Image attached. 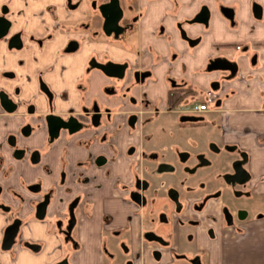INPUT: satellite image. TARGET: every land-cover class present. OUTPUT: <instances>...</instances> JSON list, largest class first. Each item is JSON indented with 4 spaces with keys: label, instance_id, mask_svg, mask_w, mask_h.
I'll list each match as a JSON object with an SVG mask.
<instances>
[{
    "label": "flooded vegetation",
    "instance_id": "1",
    "mask_svg": "<svg viewBox=\"0 0 264 264\" xmlns=\"http://www.w3.org/2000/svg\"><path fill=\"white\" fill-rule=\"evenodd\" d=\"M150 1L0 0V152L30 166L55 148L61 154L46 187L37 178L22 191L6 189L14 199L7 201L0 184L1 249L43 247L22 237L31 218L50 225L60 249L44 264H72L82 249L79 224L98 211L100 264H204L206 245L264 216L263 177H254L251 154L264 146V83L258 76L245 83L237 58L225 56L207 59L205 86L175 75L174 41L188 52L210 9L202 1L191 11L197 1L188 0L181 14L177 0H160L155 14ZM248 7L263 17L260 0ZM218 8L238 24L235 0ZM144 20H153L149 35ZM165 45L164 83L149 88L154 67L144 58L163 55ZM67 69L79 70L72 99L66 87L53 88ZM40 166L49 173V163ZM11 168L0 154L1 174Z\"/></svg>",
    "mask_w": 264,
    "mask_h": 264
},
{
    "label": "crops",
    "instance_id": "2",
    "mask_svg": "<svg viewBox=\"0 0 264 264\" xmlns=\"http://www.w3.org/2000/svg\"><path fill=\"white\" fill-rule=\"evenodd\" d=\"M192 1V6L189 10L196 9L200 2L204 1L210 9V18L208 25L198 23L194 30L199 33L198 42L185 51V44L179 40L174 41V45L178 48V55L173 65L175 66V75H183L189 82L198 86H205L211 78L210 74L203 73L204 65L209 57L225 56L237 58L240 66V72L246 77L244 82L252 85L259 77V81L264 83V15L260 19H255L248 7L249 0H235L239 5V21L234 27H231L226 18L220 13L219 6L227 4L231 0H196ZM264 8V0H260ZM177 9L181 10V14L188 13V0H177ZM149 8H154L155 14L161 11L160 0L150 1ZM153 11V10H152ZM180 14V15H181ZM166 28L169 31L170 22L167 19ZM144 33H148L153 27V20H144ZM172 33V32H171ZM173 35V34H172ZM244 45L246 48L240 50ZM169 47L165 45L163 55L159 57H145L144 65L154 67L153 79H149V88L151 82L156 83L155 87L160 89L164 83V69L167 63L166 56ZM256 53L254 63H250L249 56L251 53ZM120 57V56H119ZM160 64H154L156 60ZM78 69L83 57H79ZM184 66V68H180ZM78 69L68 72L65 78L58 83H54L53 88L59 91L62 87L68 89L69 98H76L72 81L78 76ZM195 71V72H194ZM76 75V76H75ZM251 75V76H249ZM75 76V77H74ZM258 80V79H257ZM149 93H155V88L147 89ZM249 97L246 96V99ZM0 154L3 158V163L12 162V168L3 176L0 171V184L2 185V195L5 200L12 201L8 189L22 191V184L31 183L37 178H40L43 187L48 186L57 179V171L59 169L58 158L61 156L59 148L53 149L52 153H47L40 158V162L34 166H30L24 161H14L10 158L7 150H1ZM252 173L255 178L263 177L264 188V146L261 149L252 148ZM49 163V173H46L40 163ZM7 189V190H6ZM27 196H29L27 192ZM12 200H11V199ZM29 210L27 203L24 202L22 211ZM99 212L94 211L92 217L83 219L80 223L79 234L82 243V249L78 250V257L75 258L72 264H100L101 255L98 247V222ZM4 224V215L0 214V239L2 226ZM50 225L29 219L28 223L22 227V237L30 239L42 240V248L35 252L30 248L15 244L12 249H1L0 247V264H44L55 258L60 253V249L54 246V235L50 232ZM207 257L204 264H264V216L246 224L243 232L227 231L218 240H214L205 246ZM136 264H160L152 262L145 258L143 261Z\"/></svg>",
    "mask_w": 264,
    "mask_h": 264
},
{
    "label": "water",
    "instance_id": "3",
    "mask_svg": "<svg viewBox=\"0 0 264 264\" xmlns=\"http://www.w3.org/2000/svg\"><path fill=\"white\" fill-rule=\"evenodd\" d=\"M15 231H16V225L15 224H10L5 232H4V238H3V243H2V247L6 248L8 247L12 240H13V236L15 234ZM58 264V263H57Z\"/></svg>",
    "mask_w": 264,
    "mask_h": 264
}]
</instances>
